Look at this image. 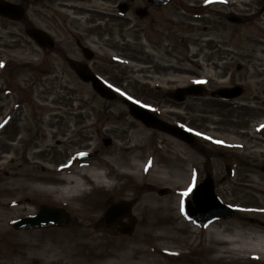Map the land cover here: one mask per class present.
I'll list each match as a JSON object with an SVG mask.
<instances>
[{
    "label": "rangeland",
    "instance_id": "374dc122",
    "mask_svg": "<svg viewBox=\"0 0 264 264\" xmlns=\"http://www.w3.org/2000/svg\"><path fill=\"white\" fill-rule=\"evenodd\" d=\"M227 3L238 5L236 16H248L249 21L227 22L225 27L207 31L202 26L179 27L171 58L164 51L166 36L162 40L147 36L146 46L155 62L175 60L181 70L199 67L198 74L158 77L148 69L147 75L140 74L139 51L133 50L141 49L143 32L128 29L124 35L131 42L126 49L132 58L121 68L107 67L111 76L104 78L121 99L191 129L196 145L148 129L134 120L121 99L104 101L90 84L72 76L56 55L51 61L57 73L49 76L51 63L27 37L28 24L0 20V128L8 123L0 132V264H264L263 2ZM36 9L35 16L44 25L45 12L41 6ZM182 36L214 40L224 58L220 54L209 62L207 56L212 53L200 54L197 45L186 47ZM158 44L163 53L156 50ZM197 56L199 60L192 63ZM223 69L232 72L234 83L240 78L247 86L248 99H257L249 117L247 109L238 111V99L177 104L158 99L151 90L161 86L165 92L202 81L210 82L212 89L227 86L231 78H223ZM64 71L67 75L57 76ZM16 103L23 104L18 111L12 110ZM68 122L74 125L65 136ZM29 139L34 141L27 144ZM105 139H111L112 145L106 147ZM59 141L62 145L57 146ZM32 143L35 148L25 155ZM84 152L98 155L79 162ZM227 167L233 177L228 176ZM207 173L215 181L218 196L239 213L236 219L204 228L185 212V201ZM77 179L82 186L76 194H59L58 189L69 186L68 180ZM193 183L192 191L183 195ZM161 189L169 193L161 195ZM121 201L136 203L128 217L137 220L131 237H123L104 222L106 210ZM42 205L63 208L66 221L31 231L14 227L20 218L38 214Z\"/></svg>",
    "mask_w": 264,
    "mask_h": 264
},
{
    "label": "flooded vegetation",
    "instance_id": "af4514ba",
    "mask_svg": "<svg viewBox=\"0 0 264 264\" xmlns=\"http://www.w3.org/2000/svg\"><path fill=\"white\" fill-rule=\"evenodd\" d=\"M1 1L21 4L26 10L30 8L29 11L31 12L32 17L28 18V16H26L22 21L28 24L27 29H40L51 37L53 46L43 49L44 56L48 57L47 59L51 63L50 66H47L48 70L46 71V74H50L49 76H51L53 73H57V68L54 67L53 62L51 61V57L56 55L59 61L62 60L67 71L78 79L79 76L74 70L75 64L87 65L94 75L102 79L111 76L107 67L113 69L115 66L121 68L125 65L126 62L132 58L130 53H128L129 50L126 49V47H130L131 42L127 40V37L124 35V31L128 29L138 30L137 34L143 32L144 42L143 44L141 43V49L133 50L135 53H138L139 51V62L142 63L143 67L140 74L147 75V69L153 73L151 76L158 77L160 75L167 77L169 74H180L179 72H188L193 75L198 74L199 67H197V69L194 67L196 70L191 71L181 70L176 65L175 60L169 61L165 64L163 61L155 62L153 56L150 55V51L147 49L149 45L146 46V43L150 41L147 36L150 37L152 36L151 34H153L155 38L160 37V40H162L164 36L167 37L164 41L165 43L167 42V46L164 45L167 49L164 51L166 58H168L174 53L172 42H176V40L179 39L176 32L179 27L186 29H200V26H202L203 31H207L209 28L215 29L217 26L225 27L227 22H232V18L236 16L237 14L235 13L238 12V5H229L226 0L224 2L220 0H30L29 3H16L12 0ZM38 6H41L45 12L44 25H40L38 18L35 16V12L38 10L36 8ZM227 9H230L231 12ZM68 17L73 21H70ZM242 17L241 20L244 23H247L250 19L248 16ZM0 20H4L8 23H18L3 17H0ZM38 26L44 27L42 28ZM81 29H84L85 31H82ZM116 30H119L120 33L117 34ZM174 31L175 34H173ZM66 34L68 36L67 38L70 40L68 44H66L65 40ZM117 36L123 39L122 42L116 38ZM89 38H91V42L88 41ZM95 38H98L99 40H96ZM181 40L188 48L194 45L199 46L200 54L212 53L213 55L207 56L209 62L213 61L212 59L215 56H219L222 53L221 51H217L219 48L212 39H208L207 41L201 39L195 41L192 37L185 38V36H182ZM112 42H114L115 46H113ZM119 45L122 47L119 48ZM161 45L162 44H158L155 48L158 52L163 53V51L158 49ZM219 46L221 45L219 44ZM175 47H178V45L175 44ZM215 51L217 52L215 53ZM115 52L117 53L116 55ZM87 56L90 59H88ZM196 58L198 59V56L195 57V59L191 58L192 63ZM220 58H224V55L221 54ZM125 68H129V66H126ZM238 68L239 70L241 69L240 66H238ZM221 73H224L223 78H231L227 86H220L216 89H212V87L209 88L211 84L210 82H201L204 84V86L199 89L201 95L189 96L185 101L193 100V102H198L208 100L213 103L211 100H217L220 103L232 102L231 100L220 98L216 92L223 88L234 89L236 87H241V95L238 96V111H241V109H247L246 116L249 117L251 110L256 109L258 105L257 99L251 97L248 99V97H246L247 86L240 80V78L234 83L231 77L232 72H226L223 69ZM63 74L67 75L64 71L57 76H62ZM168 77L171 76L169 75ZM144 83H146L144 84L146 91L148 85L147 82ZM194 84L195 83L188 84L186 87L193 86ZM179 88V86H176L171 90L163 92L162 87L159 86L152 88L151 90L155 92L158 99L162 97L163 101L168 100L179 104V102H176L171 98L173 96L172 94ZM1 91L2 88H0V92ZM242 97L245 99H242ZM22 105V103H16L12 110L18 111ZM79 110H81V108H79ZM252 115H254V113ZM61 124L62 123L60 122V125ZM71 125L73 127L74 124L68 122V127L65 129V136L69 131L68 129L71 128L69 127ZM7 126L8 123L5 121V125H2L0 128V132L3 129H6ZM33 141L34 140L29 139L27 144ZM60 145H62V143L59 141L57 146ZM31 148H35L34 144L30 149L25 148L24 154L27 155L31 151ZM97 155L98 153H96L95 156L91 154L88 156L90 157V160H94ZM78 161L81 162L80 157H78ZM71 165V163L68 164L69 167H72ZM63 168L64 166L61 167V169ZM126 220V222L125 220H119L109 228H116L117 232L121 233L123 237H131L133 234L126 236L122 234L120 229L123 227V224L131 221L134 225V231H136L137 220Z\"/></svg>",
    "mask_w": 264,
    "mask_h": 264
},
{
    "label": "water",
    "instance_id": "95a60500",
    "mask_svg": "<svg viewBox=\"0 0 264 264\" xmlns=\"http://www.w3.org/2000/svg\"><path fill=\"white\" fill-rule=\"evenodd\" d=\"M30 1V0H24ZM264 1V0H262ZM264 11V7H263ZM25 15V10L21 6L14 4L6 3L0 1V16L6 17L14 21H20ZM27 35L33 39L41 48H47L53 46L51 37L42 30L31 29L27 31ZM88 59H90L87 56ZM74 70L77 72L81 80L86 83H91L94 90L104 99L113 101L116 99V95L110 91L105 84L94 76L89 68L83 64H75ZM197 89L201 87H192L186 89H180L176 91V95L173 94L172 98L182 102L185 100L187 95H195L200 92ZM220 95L225 97H235L240 94V90L235 89V91L229 92L226 90L218 92ZM227 94H231L227 96ZM126 104L129 105L131 115L141 121L146 127L160 130L168 133L180 140H183L187 143H194L193 136L176 126L170 125L161 119L157 118L154 114L148 110L140 107L135 103H129L126 101ZM111 143L110 140L105 142L106 146H109ZM83 159V158H81ZM168 193V190H161L160 194L165 195ZM131 203H116L113 204L106 213V224L108 226L113 225L119 219L129 216L132 209ZM188 211L193 220L197 223L208 224L217 219H229L234 216V211L224 205L215 194V186L213 180L209 177L201 185H199L193 194V201L188 202ZM65 212L60 209H55L49 206H42L39 214L36 217H28L19 220L15 227L18 229H34L38 227H49V226H58L65 221ZM133 228L125 233H131Z\"/></svg>",
    "mask_w": 264,
    "mask_h": 264
},
{
    "label": "bare ground",
    "instance_id": "6f19581e",
    "mask_svg": "<svg viewBox=\"0 0 264 264\" xmlns=\"http://www.w3.org/2000/svg\"><path fill=\"white\" fill-rule=\"evenodd\" d=\"M90 174H92V173H90ZM92 176H94V175H92ZM68 182V184H69V186L67 187V188H65L64 190L63 189H58L57 191H59V194L61 195V196H63V195H66V194H76L78 191H79V188L82 186V183H81V181L79 180V179H77V180H68L67 181Z\"/></svg>",
    "mask_w": 264,
    "mask_h": 264
},
{
    "label": "snow or ice",
    "instance_id": "6c2138e0",
    "mask_svg": "<svg viewBox=\"0 0 264 264\" xmlns=\"http://www.w3.org/2000/svg\"><path fill=\"white\" fill-rule=\"evenodd\" d=\"M0 66H2V65H0ZM189 131H192L191 129H189ZM198 135H202V133H197ZM209 139H211L210 137H209ZM220 143H222V141L220 142ZM81 155H83V154H81ZM195 178H193V180H194ZM195 186V184L193 183V185L192 186H190L189 188H188V190L186 191V192H184L183 193V195H188L191 191H192V187H194Z\"/></svg>",
    "mask_w": 264,
    "mask_h": 264
}]
</instances>
